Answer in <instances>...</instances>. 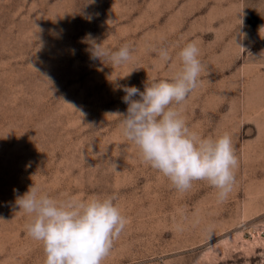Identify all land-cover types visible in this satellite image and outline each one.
Instances as JSON below:
<instances>
[{
    "label": "rangeland",
    "instance_id": "1",
    "mask_svg": "<svg viewBox=\"0 0 264 264\" xmlns=\"http://www.w3.org/2000/svg\"><path fill=\"white\" fill-rule=\"evenodd\" d=\"M89 34L133 59H92ZM189 42L204 71L181 115L238 158L222 202L206 181L177 191L107 115L126 112L123 86L170 80ZM33 184L117 196L129 223L103 264H264V0H0V264H44L15 203Z\"/></svg>",
    "mask_w": 264,
    "mask_h": 264
},
{
    "label": "clouds",
    "instance_id": "2",
    "mask_svg": "<svg viewBox=\"0 0 264 264\" xmlns=\"http://www.w3.org/2000/svg\"><path fill=\"white\" fill-rule=\"evenodd\" d=\"M85 40L91 43L94 60L107 58L119 66L133 59L129 44L112 51L91 40L90 34ZM155 51L160 61L172 60L166 48ZM177 55L180 68L170 80L146 83L143 91L123 86L126 112L107 115L119 119L122 135L138 148L142 161L177 191H188L194 181H206L222 202L232 191L238 167L232 138L228 133L203 137L188 127L178 106L199 86L204 65L196 42L187 43ZM116 200L115 194L56 200L33 184L15 203L31 217L26 233L41 243L44 264H103L129 223Z\"/></svg>",
    "mask_w": 264,
    "mask_h": 264
}]
</instances>
